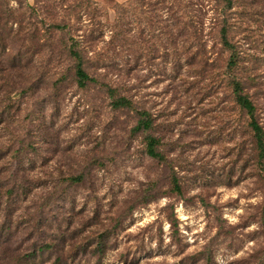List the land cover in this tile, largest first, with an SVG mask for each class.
<instances>
[{"label": "rangeland", "instance_id": "374dc122", "mask_svg": "<svg viewBox=\"0 0 264 264\" xmlns=\"http://www.w3.org/2000/svg\"><path fill=\"white\" fill-rule=\"evenodd\" d=\"M94 1L104 15H85L81 32L97 33L91 48L114 57L121 52L109 44L115 6L132 4L136 39L147 22L142 4L158 0ZM223 6L162 0L169 49L162 43V61L132 73L135 100L157 115L151 133L161 138V161L146 154V133L134 131L135 110L113 107L105 87L77 85L66 37L42 35L33 48L15 43L27 89L0 134L22 142L30 132L26 143L35 147L26 145L17 161L58 186L51 196L42 190L14 200L23 208L10 224L0 215V264H264V160L228 84L214 22ZM226 15L244 56L245 92L264 126V0H233Z\"/></svg>", "mask_w": 264, "mask_h": 264}, {"label": "trees", "instance_id": "16d2710c", "mask_svg": "<svg viewBox=\"0 0 264 264\" xmlns=\"http://www.w3.org/2000/svg\"><path fill=\"white\" fill-rule=\"evenodd\" d=\"M216 1L224 4L222 10L215 12L214 22L221 50L227 53L225 69L229 73L228 84L231 94L235 103L248 116V125L259 158L264 160V126L258 120L257 105L251 95L245 92V82L240 76L243 73L241 66L244 63L242 50L229 37L230 26L226 10L232 8L233 0ZM66 2L67 0H35V4L32 5L28 0H0V127L6 122L5 114L8 110H20L16 98L17 95L26 93L27 89L26 80L21 72L25 67L23 56L17 46H14L15 43L22 40L33 48L42 35H58L67 38V51L75 62L77 85L80 88H86L90 84L105 87L112 98L113 107L135 110L139 118L133 129L135 132L146 133V154L156 160L165 159L159 149L161 138L151 133L156 126L157 115L135 100L141 97L138 93L132 92L137 87L131 85L132 73L135 69L149 66L156 59L162 61V43L165 42L164 48L167 51L169 49L168 40L172 30L169 22H162V0H158L155 5L149 2L142 4L141 11L145 14L147 22L141 26V34L136 39L131 37V21L128 20L132 4L128 1L115 6L118 19L110 26V30L108 29L112 34L109 44L113 46L114 51L118 49L121 52H115L114 57L91 48L97 39V33L91 31L88 35L81 32L84 16L102 17L103 10L94 0H71L70 4ZM146 4H148L147 11L144 8ZM45 16L50 20L46 21ZM198 24H202L200 20ZM108 26L105 28H109ZM104 31V29L99 31L100 35L104 36ZM201 34L202 30L199 28V41L202 40ZM162 36H167V41L162 40ZM117 55L121 59L127 55L129 59L118 62ZM247 61L249 60H245V63ZM91 69L95 72H91ZM111 73L112 78L109 79ZM250 76L245 80H249ZM123 89L125 92H122ZM30 134L27 132L22 142L16 135L4 141L5 135L0 134V215L8 218L7 224L11 223L10 219L21 216L20 211L23 207L15 204L14 200L20 202L23 196V201H28L35 192L42 190H45L46 196H51L50 189L58 186L44 182L39 176L38 167L34 164L27 166L17 161L23 159V153L28 151V147L31 145L35 147L32 142L26 143ZM5 143L8 144L3 146ZM66 178L81 180L80 175H68ZM175 188L181 190L177 183Z\"/></svg>", "mask_w": 264, "mask_h": 264}]
</instances>
